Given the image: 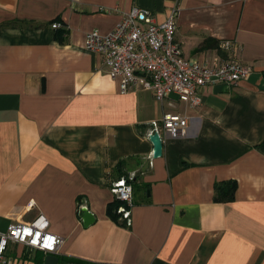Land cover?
<instances>
[{
	"label": "crops",
	"instance_id": "1",
	"mask_svg": "<svg viewBox=\"0 0 264 264\" xmlns=\"http://www.w3.org/2000/svg\"><path fill=\"white\" fill-rule=\"evenodd\" d=\"M133 9L156 24L176 9L185 59L250 73L203 87L197 108L120 93L83 44ZM164 114L186 116L187 132L163 136L153 159L146 134ZM120 179L133 189L130 227L109 191ZM229 181L233 200L215 202ZM40 214L63 239L58 264H264V0H0V231ZM7 255L47 256L21 244Z\"/></svg>",
	"mask_w": 264,
	"mask_h": 264
},
{
	"label": "built area",
	"instance_id": "2",
	"mask_svg": "<svg viewBox=\"0 0 264 264\" xmlns=\"http://www.w3.org/2000/svg\"><path fill=\"white\" fill-rule=\"evenodd\" d=\"M176 9H172L160 24L148 12L133 9L121 15L115 28L101 35L96 31L86 34L84 51L102 57L108 76L118 82L120 93L150 91L158 103L170 95L190 108L201 104L200 91L216 82L237 85L250 69L236 62L209 68L185 59L174 43ZM53 29L59 28L52 24ZM225 46L228 45L226 42ZM188 118L180 114H164L160 122H152L146 134H158L171 139L186 136ZM152 163L150 162V166ZM109 191L121 205L116 213L126 227H130V208L133 189L130 180L120 179L110 184ZM10 244H21L45 255L56 256L63 239L48 231V221L40 214L31 223H11L0 231V264H10L7 250Z\"/></svg>",
	"mask_w": 264,
	"mask_h": 264
},
{
	"label": "water",
	"instance_id": "3",
	"mask_svg": "<svg viewBox=\"0 0 264 264\" xmlns=\"http://www.w3.org/2000/svg\"><path fill=\"white\" fill-rule=\"evenodd\" d=\"M149 141L153 147L152 158L156 159L159 156H161L162 141L159 138L158 134L156 133H153L151 136H149ZM79 218L82 220L84 227H88L95 221L94 216L90 213V211L86 207H82L79 209ZM44 264H58V259L55 256L47 255L44 258Z\"/></svg>",
	"mask_w": 264,
	"mask_h": 264
},
{
	"label": "trees",
	"instance_id": "4",
	"mask_svg": "<svg viewBox=\"0 0 264 264\" xmlns=\"http://www.w3.org/2000/svg\"><path fill=\"white\" fill-rule=\"evenodd\" d=\"M236 190V183L233 181L225 182L222 184L214 185V201L215 202H230L234 198V193ZM116 208L121 204L116 202Z\"/></svg>",
	"mask_w": 264,
	"mask_h": 264
}]
</instances>
